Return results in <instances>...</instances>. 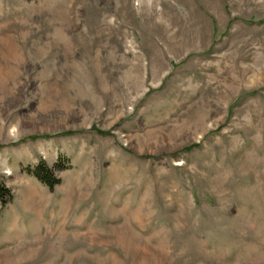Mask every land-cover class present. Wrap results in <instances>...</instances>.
Returning a JSON list of instances; mask_svg holds the SVG:
<instances>
[{"label":"rangeland","instance_id":"rangeland-1","mask_svg":"<svg viewBox=\"0 0 264 264\" xmlns=\"http://www.w3.org/2000/svg\"><path fill=\"white\" fill-rule=\"evenodd\" d=\"M0 184V264H264V0H0Z\"/></svg>","mask_w":264,"mask_h":264},{"label":"trees","instance_id":"trees-1","mask_svg":"<svg viewBox=\"0 0 264 264\" xmlns=\"http://www.w3.org/2000/svg\"><path fill=\"white\" fill-rule=\"evenodd\" d=\"M28 171L51 189L60 182V177L55 175V168L47 166L43 160L38 162L33 167L28 168ZM4 193H10L9 189L5 185L0 184L1 198ZM10 197L11 196L9 194V198Z\"/></svg>","mask_w":264,"mask_h":264}]
</instances>
